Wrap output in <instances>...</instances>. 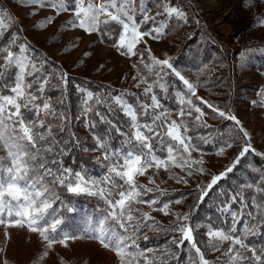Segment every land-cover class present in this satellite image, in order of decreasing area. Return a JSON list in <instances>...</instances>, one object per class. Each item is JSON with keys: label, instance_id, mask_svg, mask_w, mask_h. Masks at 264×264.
I'll list each match as a JSON object with an SVG mask.
<instances>
[{"label": "snow or ice", "instance_id": "snow-or-ice-1", "mask_svg": "<svg viewBox=\"0 0 264 264\" xmlns=\"http://www.w3.org/2000/svg\"><path fill=\"white\" fill-rule=\"evenodd\" d=\"M19 3L50 7L55 16L70 13L71 19L63 25L65 29L79 28L87 34L95 33L101 42L115 34L111 47L120 55L138 57L132 67L140 73L143 66L151 79L145 75L132 77L138 81L135 87L145 85L140 95L133 94L135 103L127 99V92L102 96L87 92L79 98L80 113L88 117L86 126L92 131L97 148L102 149L96 159L106 162L105 171L97 177L84 169L74 171L65 167L58 158L66 154L64 146L79 143L75 133L70 132L73 119L69 102L70 77L60 68L50 71L55 66L22 36L24 30L18 18L14 19L0 6V152L4 153L0 155V225L26 229L36 236L38 246L43 244L48 250L54 245L68 247L70 240L87 239L113 252L114 264H170L177 259L172 248H153L147 244L141 248L138 243L141 235L148 241L145 230H160L150 212L139 207L147 205L152 211L174 216L172 226L163 231L172 233L171 245L187 251L188 264H210L205 250L220 251L225 241L230 244L221 257H217L216 264H264V176L257 177L228 198L231 204L221 209L226 214L222 223L216 226L209 223L207 227L205 250L198 246L194 235L201 226L192 225L190 213L172 210V205L180 204L181 200L145 199L148 193L164 196L167 191L151 177L149 183L154 184V188L137 180L150 168H163L167 172H171L172 167L179 168L185 175L172 174L170 178L183 184H188L186 177L205 174L203 150L200 143L193 142L194 137L188 134L189 124L183 119L195 114L193 127L210 130L212 125L204 119L208 114L205 108L211 110L213 120L231 121L233 127L227 135L223 131L227 125L217 128L214 137L212 131L198 134L197 141L203 144L214 141L219 155H224L237 140L241 143L224 171L208 173L206 184H197L201 193L198 201H203L219 181L233 172L246 154L256 152L250 133L230 108L221 109L200 97L196 85L174 66L172 57L157 58L148 46L145 37L160 41L174 26L173 21L187 24V10L175 4V0H139L138 3L137 0H19ZM242 6L246 10L254 9L259 15L264 0H243ZM153 7L156 8L154 13ZM53 20L54 17H48L33 27H45ZM196 23L199 24L198 19ZM143 24L149 27L142 30ZM141 43L145 45L143 50L138 48ZM168 76L175 77L187 89L179 100V122L170 119L171 112L164 107L157 91L168 92L169 83L165 80ZM53 91L59 93L55 98L48 94ZM77 91L84 93L83 89ZM261 96L258 107L264 109V94ZM192 97L199 103H194ZM252 103L257 104V101ZM114 107L127 117V130L110 119ZM75 118L80 119V115ZM98 124L109 128L97 132ZM112 129L123 137L118 147L109 142ZM194 152L201 154L199 159L193 158ZM62 191L96 196L106 205L102 218L93 222L83 235L69 234L63 227ZM237 204L239 207L233 210L232 205ZM156 205L159 207H154ZM7 235L5 233L6 238ZM47 255L48 251H44L40 259ZM0 264L9 262L0 258Z\"/></svg>", "mask_w": 264, "mask_h": 264}, {"label": "rangeland", "instance_id": "rangeland-1", "mask_svg": "<svg viewBox=\"0 0 264 264\" xmlns=\"http://www.w3.org/2000/svg\"><path fill=\"white\" fill-rule=\"evenodd\" d=\"M175 4L187 10L188 23L173 21L174 26L160 41L145 37L148 40V46L157 58L172 57L174 66L196 85L197 94L200 97L221 109L230 108L250 133L256 152L264 153V109L258 107L262 99L261 94H264V23L261 22L264 21V7L260 9L258 15L252 8L246 10L242 6L243 0H175ZM0 6L10 12L14 19L18 18V24L24 30L22 36L27 37L28 42L37 49L38 54L47 56L49 64L55 66L50 68V71L60 68L68 73L69 81L72 82L78 98L87 92H93L87 85L73 81L76 79L74 77L108 85L116 90L112 91L114 94L127 92L129 94L127 99L132 103L136 102L135 95L142 93L145 85L135 87L138 81H134L132 77L149 76V74L143 66L140 73L132 67L138 57L129 58L120 55L111 47L113 41L109 42L105 39L101 42L95 33L87 34L79 28L65 29L63 25L71 19L70 13L55 16L50 7L38 8L21 4L19 0H11V2L0 0ZM155 11L156 8L153 7L152 12ZM30 12L36 14L28 15ZM48 17H54L51 24L42 28L33 27ZM197 19L199 24L196 23ZM148 27L149 24H143L142 30ZM112 38L115 40L116 36ZM144 47L143 43L138 45L141 50ZM85 52L89 55L85 56ZM245 57H247L246 60ZM145 59L147 60V57ZM101 65L103 67H100ZM149 78L151 79L150 76ZM165 80L169 83V90L168 92L157 90L158 95L164 107L171 112L170 119H176L179 122V100L185 95L187 89L182 83H178L175 77L168 76ZM77 89H83L84 93ZM54 94L55 98L59 93ZM192 99L194 103H199L195 97ZM253 101H257V104H253ZM205 111L208 114L204 119L212 125L210 130L193 127L195 114L192 117L183 118L189 124L188 134L194 137V143H200L203 150L204 175L194 174L192 177H186L188 184L177 183L174 178H170V175L184 176L185 173L179 168L172 167L171 172L163 168H150L143 176L137 177L140 184L154 188L155 185L149 183V177H151L167 193L184 191L181 196L170 195L172 197L170 201L181 200L180 204L172 205V210L188 212L192 218L195 217L194 226L199 224L201 227L195 231L194 235L196 240L198 238L200 241L202 250H205L208 241L205 235L207 227L209 223L214 226L222 223L226 214L221 209L225 204H231L228 198L244 189L246 184H251L257 177L264 176V155H257L256 152L246 154L233 172L228 173L204 197L203 201L209 196L205 201V206H208L201 209L199 213L194 212L195 215L192 216L193 205L203 202L198 201L201 193L197 189V184L204 186L208 173L217 174L224 171L241 143L237 140L231 149H226L224 155H219L214 141L212 144L197 141L195 137L198 134L206 135L207 131H212L214 137L217 128L227 125L223 128L227 135L228 130L233 127V122L219 118L213 120L211 110L205 108ZM113 114L125 121L127 119L118 108L114 107ZM76 115H80V119H76L78 129L87 141L92 142L86 147L88 155L98 163V171L103 174L106 162L96 159L101 155L102 149L97 148L93 133L86 126L88 117L81 115L78 103ZM0 155L4 153L0 152ZM192 155L196 159L201 156L196 152ZM139 207L150 212L151 216L161 221L164 226H172L174 216L152 211L147 205H139ZM238 207V204L232 205L233 210ZM5 233L8 234L7 238ZM229 244L230 241L223 242L220 251L217 252L205 250V257L210 264H216L217 257H221V253L228 248ZM0 249H4V252H0V258L7 259L9 264H114L116 261L113 252L101 249L94 241L70 240L68 247L54 245L52 250H48L43 244L38 246L36 236L27 233L26 229L5 225H0ZM44 251H48V255L40 259Z\"/></svg>", "mask_w": 264, "mask_h": 264}, {"label": "trees", "instance_id": "trees-1", "mask_svg": "<svg viewBox=\"0 0 264 264\" xmlns=\"http://www.w3.org/2000/svg\"><path fill=\"white\" fill-rule=\"evenodd\" d=\"M112 36H116V35L113 34L111 36L105 37L106 41L109 42L114 41ZM74 78L76 79H73V81L78 82V84L87 85L89 88L92 89V92L95 95L102 96L104 94L112 93V91H116L115 89H112L110 86L100 83L98 81H90L87 79L85 80L77 77ZM54 93L55 92H50L48 94L53 95ZM129 97L131 98V96ZM78 99L79 98L75 94V88L73 87L72 82L69 81V102L72 105L71 111L73 113L70 132L75 133L79 143H71L70 145H65L64 147L66 148V154L58 158L62 161L65 167H69L74 171H79L81 169H84L91 175L99 177L100 175H102L101 172L98 171L99 165L97 162H95V160L92 157L88 155L86 149V147L88 145H91L92 142L87 141L84 138V135L77 127L78 124L76 122L75 116H76ZM92 115L94 117V114ZM110 119H112L115 123H117V126L120 127L122 130H127L125 119L120 117L118 118V116H116L115 114H111ZM108 128L109 126L106 124H98L97 129L95 131L101 132L103 130H107ZM65 138L67 139L68 137L65 136ZM122 141H123V137L116 134L114 129H112L109 132V142L111 144L118 147L120 143H122ZM181 193H184V191H173V193H167V195L158 196V193L154 192L153 194L148 193L145 199L158 197L160 201L167 202L172 200V197L170 195L181 196ZM60 194H61V199L63 200V206L60 208V212L64 216V220H65V224L63 225V227L69 234L83 235V232L87 230L93 222H95L99 218H102L106 205H104V202L99 197L89 196L87 194L76 195V194L68 193L66 191H62ZM208 197H206L202 203H198V205L196 203L195 205H193V210L191 212L192 216L194 212L199 213L201 209L206 208L208 206V205L205 206V201L207 200ZM69 208L74 209V211H68ZM194 218L195 217L193 218L191 217V223L193 226H194L193 224ZM155 220L158 222L157 228L160 230H155V231L145 230L149 239L148 241H145L144 239H142L143 235L140 236L138 242L141 248L145 247L146 244L147 246L153 248H156L157 246H159V248L170 247L172 248L173 252L177 257V259L171 260L170 264H188L187 251L183 248L176 249L173 245H171L170 237L172 233L163 231V229H167L170 227L164 226V224L161 221H158V219ZM151 223L152 222L149 221V224ZM198 242L200 246L201 245L200 241L198 240Z\"/></svg>", "mask_w": 264, "mask_h": 264}]
</instances>
